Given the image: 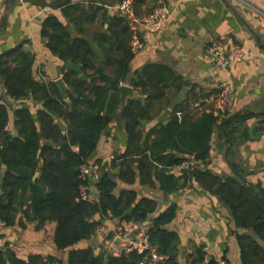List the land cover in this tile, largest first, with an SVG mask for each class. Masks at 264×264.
<instances>
[{"label": "crops", "instance_id": "obj_1", "mask_svg": "<svg viewBox=\"0 0 264 264\" xmlns=\"http://www.w3.org/2000/svg\"><path fill=\"white\" fill-rule=\"evenodd\" d=\"M130 1L137 18H142L163 5L171 12L161 29L152 34L139 49L132 47L133 36L135 31L138 32L134 22L126 19L130 28L127 27L128 31L118 34L123 25L117 26L116 17L122 16L118 7L123 0H0V64L4 63L12 69L19 67L21 61L16 48L21 47L28 57L33 58L32 74L37 81L44 84L55 82L58 85V79L64 80L69 101L63 96L62 99L69 104L72 89L65 81V73L73 71L79 78L80 74L67 68V63L72 61L63 60L51 49V39L47 32L52 33L54 30L48 21L53 18L67 30L72 26L74 34L69 33L73 38H84L90 42L94 51L92 63L95 68L90 63H76L83 64L82 70L88 80H81L85 82L95 80L96 69L112 74L114 67L106 65L105 61L108 56H123L124 48L119 47L118 43L122 40L134 54L126 80L121 84L131 86L135 92L134 96L127 97V104L131 99H138L142 104L147 103L148 93L131 83L135 73L146 65L167 66L178 77L167 87L163 100L151 106L149 118L142 119L145 121L141 122L142 142L144 134H147L142 147H145L153 129L167 124L176 115L180 119L187 115V120L195 122L205 113H214L218 117V123L212 134L208 163L204 165L195 154L178 153V156L183 157L182 161L186 157L194 156L198 168L206 167L216 174L227 176L234 175L228 163L230 159L247 179V183L264 189V0ZM66 8H71L72 15L66 12ZM102 33L107 36L108 41L105 43L98 38ZM207 46L223 50L226 54L241 48L245 56L241 60L214 68L213 61L206 53ZM95 82L98 85L103 84L100 79ZM223 82L228 83L234 92L233 104L227 110L205 100L210 95L217 94ZM58 88L60 90L59 85ZM120 96L119 88V100ZM0 104H5L9 110L7 130L11 136L24 139V131L17 124V110L26 108L33 115L40 130V144L54 146L58 150L61 148L60 144L41 131L40 112L45 110L55 119L60 125L62 135L68 133V123L64 117L50 112L45 106V100H38L31 94L20 99L13 98L7 94L0 78ZM180 104L185 106L184 110L179 107ZM117 107L111 123L102 131L97 147L88 159V166L101 172L104 166H109L129 148L124 115L122 114V128L114 121L120 105ZM231 115L236 117L226 121ZM154 137L152 134L151 138ZM60 141L65 140L61 138ZM73 149L77 150V147ZM41 151L40 149L36 153L37 165L33 181L41 177L42 168L50 156L46 151L42 155ZM168 153L177 155L173 150L167 151ZM156 164L150 183L141 182L139 173L133 182L120 180L117 169L109 167L114 171L112 174L117 175L114 177L117 182L114 193L118 196L123 191L132 190L137 193V200L146 197L155 202V211L141 224L150 226L157 216L173 207L176 209L175 218L166 227L178 235L179 250L176 260L179 264H193L196 250L201 246L204 250L206 246L212 249L210 258L215 256L216 259L230 264H242L240 236L246 234L255 237L254 231L238 226L229 206L218 195L195 178H186L187 173L191 175L195 170L178 169L179 164L169 167V173L174 175L177 188L168 191L170 184L162 172L165 164ZM8 168L5 161L1 162L0 198L5 195L3 178ZM30 193L27 190L24 195L20 194L21 204L14 225L6 226L0 221V237L20 247L15 251L20 258L28 259L32 255L44 258L52 256L66 262L70 250L88 247H92L96 254L113 255L106 245L109 236L97 232L66 250L59 249L55 242V221L40 224L38 220H29L26 217L28 212L31 213ZM95 217L111 229L122 222H130L112 217L104 220L99 215ZM258 240L264 245L262 240ZM206 255L208 261V252Z\"/></svg>", "mask_w": 264, "mask_h": 264}, {"label": "trees", "instance_id": "obj_2", "mask_svg": "<svg viewBox=\"0 0 264 264\" xmlns=\"http://www.w3.org/2000/svg\"><path fill=\"white\" fill-rule=\"evenodd\" d=\"M69 1V0H68ZM69 8V7H68ZM67 10V8H66ZM72 15L71 8L66 11ZM48 24L54 32L50 35V47L54 53L65 61L74 63H92L94 56L90 42L84 38H73L67 28L51 18ZM117 26H122L121 32L128 31L130 24L122 17H116ZM128 27V28H127ZM132 33V32H131ZM106 34L99 35L102 42H107ZM119 47L124 48L122 57L108 56L105 64L114 67L112 74L103 69H96V78L91 82L82 81L75 72L67 71L65 81L71 87V102L65 103L55 82L40 83L32 74L33 58L28 57L21 47L16 48L21 64L12 69L0 64V78L7 94L20 99L32 95L38 100H45V106L50 112L64 117L68 123V133L62 135L60 125L45 110L40 112L41 131L45 136L60 144V149L40 144L38 125L29 109L17 110V124L24 131V139L13 137L7 130L9 110L5 104H0V164L5 161L9 168L3 178L4 198H0V221L6 226L15 223L20 194L29 190L31 213L29 220H38L40 224L55 221L57 228L55 242L59 249L66 250L78 242L93 236L102 221L96 220L114 218L119 221L141 223L146 221L155 211V202L150 198L137 200V193L132 190L123 191L120 195L114 193L117 185L112 176V169H117L120 180L133 182L139 173L141 182L150 183L156 162L165 164L163 174L170 184L168 191L177 188L174 175L169 167L180 164L183 157L178 153L195 154L197 159L208 163L211 153V139L218 117L214 113H205L195 122L187 120V115L181 119L176 115L167 124L150 132L145 147L141 145L143 131L141 120L149 118L151 106L163 100L166 89L171 82L178 79L169 67L157 64L146 65L135 73L131 83L148 93L147 103L131 99L122 110L125 127L129 134V148L124 155L116 157L109 166H104L101 177L96 183L100 193L95 200H85L81 197V186H90L91 178L81 177V167L88 165V159L97 147L102 131L111 123L117 106L119 88L129 73V64L134 54L130 47L120 40ZM111 49V47H109ZM95 68V67H94ZM93 79V78H92ZM100 79L103 84H96ZM181 109H185L181 104ZM30 130V131H29ZM152 134L155 135L151 138ZM65 140L61 142L60 139ZM77 147V150L73 149ZM48 152L42 175L33 181L36 170L37 154ZM176 151L168 153L167 151ZM136 164V166H135ZM111 167V168H109ZM186 178H195L212 193L218 195L227 204L238 226L250 228L255 237L242 235V264H264V189L245 182L236 175L216 174L206 167L197 168ZM176 216L173 207L157 216L149 229L150 240L159 251L168 258L162 264H179L178 235L167 229V225ZM204 247H198L193 264H218V259L206 261ZM143 255L133 251L121 256L96 254L92 247L77 248L69 251L68 259L57 260L52 256L44 258L40 255L22 259L15 251L0 249V264H139ZM225 259V258H224Z\"/></svg>", "mask_w": 264, "mask_h": 264}, {"label": "built area", "instance_id": "obj_3", "mask_svg": "<svg viewBox=\"0 0 264 264\" xmlns=\"http://www.w3.org/2000/svg\"><path fill=\"white\" fill-rule=\"evenodd\" d=\"M118 9L122 16L132 19L135 30L138 31H135L132 40V47L134 49L141 48L152 34L158 32L171 13L170 9L163 5L152 10L142 18H137L134 16L130 0H123V3ZM206 53L213 61L214 68L227 65V63L234 60H241L245 56L241 48L226 54L223 50L213 46H207ZM233 98L234 92L230 89L228 83L223 82L220 84V91L217 94L210 95L205 100L215 103L217 107L222 110H227L232 106ZM177 168L194 171L198 168V162L194 156L186 157ZM88 176H90L92 184L90 186H81V197L85 200H94L93 198L96 199V195L91 191V186L96 185L99 181L101 171L97 168H90L88 165H83L81 167V177L86 179ZM149 229V225L130 221L117 224L113 229L106 224H101L98 226L96 232L97 234H107L109 236L108 243L106 244L107 249L115 256H121L123 253L136 251L143 255L139 264H162V262L168 258V255L161 253L158 247L152 244ZM19 248L17 244L6 241L5 238L0 237V249L18 251ZM211 250L209 246L205 247V251L208 252L209 255L208 259L212 256ZM218 264L230 263L219 260Z\"/></svg>", "mask_w": 264, "mask_h": 264}, {"label": "water", "instance_id": "obj_4", "mask_svg": "<svg viewBox=\"0 0 264 264\" xmlns=\"http://www.w3.org/2000/svg\"><path fill=\"white\" fill-rule=\"evenodd\" d=\"M125 19H127L129 22H132V19L129 17L124 16ZM68 31L71 32L72 34H74V30L72 28V26H70L68 28ZM85 65V64H84ZM67 68L76 71L77 73L80 74V79L82 80H88V77L86 76V74L83 73V64H76L73 62H68L67 63ZM57 83L60 87L62 96L65 97L66 101H69V99L66 97L67 94V87L64 83L63 79H58ZM120 109H119V113L114 117V121L117 122L118 126L120 128L123 127V115H122V110L125 108L126 104H127V97L129 96H134L135 92L134 89L129 86V85H121L120 86ZM234 117H236V115H231L230 117H228L226 119V121L233 119ZM141 122H145L143 120H141ZM147 138V134H144V141L142 142V146H144L145 140ZM228 159V158H227ZM228 163L232 169V171L237 174L239 177H241L245 182H247V179L244 177V175H242V173L231 163L230 159H228ZM113 177H116V174H112ZM91 191L96 194V196L99 195L100 191L97 188L96 185L91 186ZM95 199V198H93ZM105 252V250H104ZM213 259H215V256H213Z\"/></svg>", "mask_w": 264, "mask_h": 264}]
</instances>
